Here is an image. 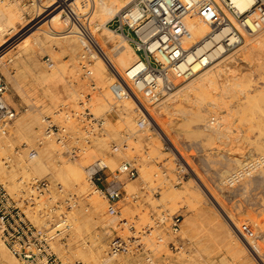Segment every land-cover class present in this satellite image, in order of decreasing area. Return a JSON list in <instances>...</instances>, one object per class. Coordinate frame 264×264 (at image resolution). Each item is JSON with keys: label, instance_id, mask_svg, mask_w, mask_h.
Here are the masks:
<instances>
[{"label": "rangeland", "instance_id": "obj_1", "mask_svg": "<svg viewBox=\"0 0 264 264\" xmlns=\"http://www.w3.org/2000/svg\"><path fill=\"white\" fill-rule=\"evenodd\" d=\"M5 1L13 2V4L18 7H16L17 10L22 9L21 12H19L25 16L26 22H32V24L30 23L31 25L28 26V30L26 28L25 31L14 40L15 42H13L12 45L10 44L7 46L8 48L6 47L3 50L4 52L2 51L0 53V55L10 54L7 56L5 55L3 68L0 67V76L9 84L8 102L18 111V117L22 114L32 112V110H38L39 112L43 111L45 114L42 112V117L44 120H47L45 124L46 130L49 121H54L53 123L60 128L62 126L66 127L63 118L64 113L65 115L70 114L72 117V112L77 113L79 111V115L93 112L96 117L105 120L98 125L96 121H94L93 115L80 119H78V117L72 118L73 121L76 120L78 122L75 128H73L76 132L74 130H67V139L64 140L62 144L60 143V147L56 143L58 154L55 155V164L59 163L58 165H63V160H65L64 162L68 161L70 164H79L80 161H83L87 156L86 153L89 154L93 152L94 146H96L99 139L106 138L108 148L104 151L105 155L99 153L92 154L93 156L89 164H93L96 160L98 161L99 159H105V157L108 158L120 154L122 146L133 140L132 142L135 144L140 141L142 145L139 143V148L132 153V156L127 159L124 158L123 161L135 162L139 166L140 174L142 169L147 168L152 175V182H141L138 193L134 197H130L128 201H122V209L119 216L112 218L106 215V222L111 223V221H113L112 224L114 228L110 229L104 227L101 224V218L100 220H90L87 218L86 222L90 225L88 224L82 232L80 238L82 243H80L84 246L87 245V248L88 246L92 248L95 241H102L106 247L104 257L109 259V245L114 238H129L136 236L139 238L142 237L143 242H147L148 249L153 251V264H264V171L255 175L238 188L227 189L224 185L226 178L239 167L240 163H245L255 159V157L264 155V134H262L264 133V59L262 60V57L258 56L257 53L240 58L238 63H233L231 64L232 66L230 65L232 71L219 74L215 83H209L207 85L205 89L206 93L204 92L203 96L185 89L172 98L168 96L158 104H149L147 100H144V106L154 115L156 121L160 125L166 126L169 130L168 136L170 141L166 138V142L165 140L164 143L162 142L164 145H162V152L155 154L150 145L151 139L160 138L161 141H163V139H161L159 135V130H156L157 125H155V123L150 125L148 119L147 128L149 130L147 128L143 131L138 129V120L142 117L143 113L141 111L142 107H135V112L132 113V121L134 122L136 120L135 123H133L135 129L131 127L128 128L127 126H125L123 131L120 129L122 136L118 140H114L106 135L108 134V122H111V124L117 128L120 126L118 123L122 122V106H120V104L118 106L113 101L112 105L108 107V112L97 114L93 107L92 111L90 110L91 108L88 105L91 102L90 99L93 98L94 102L96 94H98L97 92L93 97L94 92L97 90H93L91 85L93 86L96 84L98 88H100V86L95 80H92V75L89 78L85 76L80 65L79 56L76 57V60L80 65H78L80 68L78 78H80L79 80H81V82L77 80L76 76H69L65 73V77L63 76V78V73L60 72L59 67H61V64L65 65V63L71 62L73 57L66 53H57L55 57L47 52L45 48L42 49V47L36 45V47H33L35 41L33 42L34 39L30 36L31 40L27 48L29 47L28 49L30 50L33 47L30 53L33 51L34 59L28 64L27 58L25 54H23L27 50L20 49L17 46L20 42L25 40L27 36L31 35L30 32L33 33L36 29L35 26L37 23L34 22V20L37 17V12H35L34 9L39 5L40 0ZM47 1L48 0H45V2ZM66 14L68 13L63 14V18L66 17ZM90 16L89 14L87 17ZM87 17H83L86 20L82 21H84L88 27L89 23H87ZM113 18L114 17L110 16L104 18L103 25L110 28L108 24L110 23L113 25ZM43 23H45V21ZM70 26L71 23H69L68 26L66 24L64 26L66 27L64 28L65 31L68 30ZM93 31L94 30H92V32ZM119 39L120 37H118V41ZM101 46L105 47L108 53L112 55L116 54L115 50H112L113 46H105L103 44ZM79 48L78 54L81 55L82 48L81 46ZM233 56L234 54L231 57ZM13 57L14 63L9 64L8 60ZM48 57L54 63V68L52 69H50L46 63V58ZM97 59H99V57ZM55 70L62 74H60L61 78L66 80V82L63 81L64 83H68V85L73 84L75 89H78L79 85L84 80L86 83L88 82V85L83 89H78V96L81 93H86V97H81L82 99L84 98L83 100H79L80 97H77L78 100L69 105H67L68 101L63 99L57 108L50 106L49 111L46 112L44 105L46 104L47 106L49 101L43 93V86H41L43 85V81L41 79H43L44 74H52ZM213 72H215V69ZM189 82L190 80L185 81L175 92ZM198 98H202L204 101L206 100V103L201 106L197 105L200 104ZM40 101L44 102L39 104ZM64 103L66 105H64ZM112 106L116 107L115 111H113ZM31 107H34V109ZM180 107H183V109H180ZM180 110L182 111L180 112ZM198 110L203 112L202 116L204 114V118L201 116L200 118H191L188 120L183 114L190 111L197 112ZM207 110H211L212 114H210L209 111L207 112ZM55 112H58L57 115H62L64 124L55 117ZM80 121L81 123H79ZM14 123L10 124L8 127H11ZM104 123H106V125H104ZM90 124L97 128L95 135L93 133L95 128L92 131ZM126 128L128 130H126ZM80 132H82V136ZM88 132L93 134V138L89 137ZM144 132L149 133L142 135ZM131 133L135 134L133 135ZM46 135L44 138L37 139L34 142V149L37 151L41 150L44 146V140L48 137V135ZM58 137H63V135H57L53 138L58 141ZM168 142H170V144L172 143V148L173 145H175L178 150L182 152L184 159L189 165H187L185 160L179 159L177 155H171L173 153L171 145L168 146ZM255 144L259 145V149H257L258 145ZM115 146L120 148L117 153H113ZM260 148H262V151ZM242 149L244 150L242 151ZM15 151L22 152V148L17 146ZM74 152L78 153V157L73 156ZM254 152L256 155H253ZM14 156V153H12L11 157H13V159ZM168 158H170V161ZM5 161L9 162L7 159ZM89 164L84 165V176L88 184H90L91 189L95 190L88 181L87 168L90 167ZM8 165L11 166L12 163L10 162ZM178 165L186 174V178L181 183H179L178 178ZM118 167L119 166H117V168ZM11 168L12 167H10V169ZM32 178L34 180L36 179L35 177ZM32 178L29 181L23 182L25 188H22V192L28 191V186L33 181ZM199 178L213 196L208 193L209 191L207 192V189H205ZM38 179H47L51 183V194L47 193L44 197H40L39 199H43L44 203H47L46 207L49 205H53L50 206L51 208L56 207L55 205L59 202L56 209L65 216H71L74 211L85 212L83 214L88 215L91 211L90 198L80 194L72 185L66 186L65 182L62 183L63 180H55L52 175H44ZM189 183L192 184V186H188ZM175 187L180 191H185V187H188L192 190L194 195L196 194L197 198H200H198V201L196 200L197 202L193 203L190 201L188 202L187 199H181L177 202L178 206L176 205L177 207L175 206L176 208H173L170 204H166L167 201L164 198L166 194L174 190ZM59 189H63V191L60 192ZM100 195V193L97 194L99 197ZM126 195L127 192L124 194V198ZM51 198L52 201L49 202ZM100 198L105 200L102 195ZM75 201L76 203H74ZM104 202L107 208L106 200ZM128 202L132 206L133 212H135L133 218L131 217L133 216L132 214L131 216L125 215ZM152 202L153 204H151ZM167 206H170L171 209L169 207L167 208ZM145 213L149 214L148 220H139V218L142 219ZM163 215H181L183 224L181 233L178 237L172 234L168 226L164 228L163 226L157 227V220L161 219ZM228 215L238 226H241L244 235L237 232V229L231 223ZM60 220L64 221V223L66 222L64 216L60 218ZM126 221L129 223V225L126 224L127 226L123 225ZM69 223L58 228L59 231L69 227ZM134 226L139 227V230H136ZM112 229L115 230L108 233V231H112ZM151 229H154L156 233L153 232L154 230L152 231L154 234L152 232L150 233L149 230ZM161 237L164 239V242L158 245V239ZM172 241L179 242L178 246L181 245L182 247L178 250H171L169 248V243ZM72 243H74V228L73 230L70 228L67 232L65 240L67 246H65L66 250L64 251L66 257H64V259L71 264H77L78 262L85 264L84 260H81L82 258L80 259V257L74 255L71 248ZM180 254L185 256H181ZM105 258L103 260H105ZM120 258L132 259L134 262L132 264H151L147 261L146 254L122 256Z\"/></svg>", "mask_w": 264, "mask_h": 264}, {"label": "bare ground", "instance_id": "obj_2", "mask_svg": "<svg viewBox=\"0 0 264 264\" xmlns=\"http://www.w3.org/2000/svg\"><path fill=\"white\" fill-rule=\"evenodd\" d=\"M135 1L136 0H48L47 2H45V0L39 1V5L34 9L35 12H37L36 13L37 17L34 20V22L37 23L35 26L36 29L34 30L33 33L30 32L31 35L27 36L25 40L20 42L17 47H19L20 49L27 50L23 54H25L28 64L31 63L34 59L33 51L32 53L30 52H31V49L36 46H40L42 47V49L45 48L47 52L51 53L55 57L57 56L56 55L57 53L58 54L66 53V54H70L73 57L71 62L67 64L65 63V65H62V64L60 65L61 67H59V70L60 72L63 73V75L59 72H56L55 70V72H53L52 74H49V75L48 73L44 74L43 79H41L43 81V83L41 82L43 84L41 85L43 86V90H44L43 93L45 97L48 99L49 104H50V105L48 104L47 106L46 104L45 105L43 104L45 106L44 109H46L45 110L46 112L49 111L50 106L53 108H57L63 99L67 100L68 101L67 105H69L71 103H75L78 100L77 97H80L79 100L84 99V98L82 99L81 97H86V93H81L82 95L79 94L78 96V89H83L86 85H88L87 84L88 82L86 83V81L84 80L79 85L78 89H75L73 84L68 85V83L67 84L64 83L66 82V80H63L60 76L61 74L62 77L63 76L65 77L64 73L68 74L69 76H73V77L76 76L77 80L81 82V80H79L80 78H78V75L80 72L79 70L80 65H79V62H77L76 57L79 56V59H80L81 55L78 54V50L80 49L79 48L80 46L82 48L83 40L78 35L79 34L78 25L72 23L70 28L65 31L64 28L66 27L64 26L66 24L68 26L69 23H68V18L64 17L65 22H66L65 24L64 18H63L64 13H68L69 16L70 15H73L75 17L78 16L82 20H86L83 17L85 16L87 17L89 16V14L91 15L90 17H87V23H89L91 32L92 30H94L92 32L93 37L95 39L94 41L98 43V45L100 46L103 55H100L99 59H96V61L94 62L91 68L92 80H95L100 86V88H98L96 84H94L95 86L91 85L93 90H97L96 92H94L93 97L97 92L98 94H96L94 102H93V98L90 99L91 102L88 105L91 108L90 110L92 111V107H93L94 111L97 114L108 112L109 105H112V102L114 101V96L112 93V86L116 82L117 75L119 74V75L125 76V74L138 62L139 56L135 52L134 48L128 43V40L122 35L116 34V32L113 29L105 27L103 25V20L104 18L108 16L114 17V18L117 17L126 8L130 7ZM234 2L241 11L250 10L254 6L253 0H234ZM16 7L17 6H15L13 2H8V1L6 2L5 0H0V53L7 46H9L10 44L12 45L13 42H15L14 40H16L17 37L21 35L23 31H25L26 28L28 30V26L32 24V22L30 21L29 23L26 22L25 16L22 13H20L22 9L17 10L18 7L17 8ZM210 11L213 12L214 9H210ZM211 12H208L205 15L208 17L209 20L200 11L199 12L196 11L193 15L185 19V25L188 28L191 36L183 39V47L186 51H189V54H188L189 63L192 66L194 76L193 78H191L192 80L190 79V82L188 84L183 86L177 92L170 94V98L174 97L175 95L180 93V91L182 92L185 89L191 92L197 93V95L203 96L207 85L209 83L211 84L215 83L219 74L229 73L230 71H232V67H230V65L233 63H238V60L240 58H243L244 56H247V55L249 56V55H253L257 53L258 56L262 57V60L264 59V26L263 25L261 29L257 30L254 34H249L243 29V27L241 26V23L237 21L236 19H234L228 13L227 15L229 19L231 20V26H228V25L218 26L219 18L216 15H212L211 17ZM44 21L45 23H43ZM236 29H238V31L240 32L242 41L239 40L238 37H236L235 35ZM30 36L33 37L34 39L33 42L34 41L35 42H34L33 47L29 50L28 49L29 47L27 48V45L30 43V40H31ZM118 37H120L119 41H118ZM226 42L234 46L237 42H239L240 44L238 46L239 48L234 53L232 52L234 54L233 57H231L233 54L229 53V49L227 48L228 44H226ZM102 44L105 46L106 45L113 46L112 50H115L116 56L108 53L106 48L101 46ZM5 55L7 56L10 54L8 53V54L0 55V67L1 68H3L2 66L5 63L4 62ZM8 63L9 64L14 63V57L10 58L8 60ZM214 69H215V72H213ZM183 83H185V81L182 82L181 84L183 85ZM137 95L144 108H141L142 106L140 105L139 107L137 106L138 103L136 102V99L125 101L122 103V105L120 104V106H122V122H119V121H118L119 123L117 122L118 125H120V126L117 125L118 128L113 126L111 122H108V127H107L108 134L106 135L114 140H118L122 136L120 129L123 131L125 126H127L128 128L131 127L132 129H135L133 123H135L136 120L134 122L132 121V113L135 112L134 111L135 107H138V108H141V111L145 114L146 118L150 121V125L154 123L155 125H157L156 130H159L158 131L159 135L161 139H163V141H161L160 138H155V139L152 138L151 141L150 140L149 141L151 142L150 145L152 147L153 153L155 154L160 153L162 152L161 149L163 150L162 147L164 146L162 142L164 143V140L166 142V138L167 140H169V136H168L169 130L166 126L160 125L156 121V118L154 117V115L144 106V100L145 101L147 100L149 104L154 103L152 99L153 98L152 94L149 91H145L142 93H137ZM205 101L202 98H198V102L200 104H197V105L199 106L204 105V103H206ZM42 102L40 101L39 104ZM64 105L66 104L64 103ZM117 105L119 106V104ZM40 107H43V106H40ZM31 108L34 109V107H31ZM180 109H183V107H180ZM201 110H198L197 112L190 111L187 113H183V112L182 113L189 120L191 118H200L203 113ZM37 111L38 110H32V112L30 113L20 115L15 120L14 125H12L11 127H8L9 125L6 127H0V180L8 187L9 191L15 195L21 194L22 188H25V186L23 185V182L29 181L32 177H35L36 179H38L44 175L46 176L52 175L55 178V180H60V181L63 180L62 183L65 182L66 186L72 185L73 188H76V190L80 192V194L86 195L88 198H90V210H91L88 215L83 214L85 212L82 213L80 211H74L71 214V216L70 215L64 216V219L66 218V222L64 224H61V226L58 227L60 228L64 226L65 224L67 225V223L70 222L69 227L72 228V230L74 228V243L71 244V248H72V251L74 252V255L75 256L77 255V257H80V259L82 258L81 260H84L85 264H132L134 263L132 259H123L120 257L106 259L104 257L106 247L104 246L102 241H98V242L95 241V244L93 246L91 245L92 248L90 246H88L87 248V245L84 246L83 244H81L82 242L80 241L82 232L84 231L85 227H87V225L89 224V223L87 224L86 222L87 218H89L90 220L91 219L100 220L101 218L102 220L101 224L104 227L110 228V229L114 228V225L112 224L113 221H111V223L106 222V219L108 217V211L106 208V203L104 202L105 200H102L103 198L102 199L100 198L101 195L100 197L97 196L99 192L91 189L90 184H88V182L86 181V177L84 176L85 172L83 170L85 167L84 165L89 164L93 156L92 154L99 153V154L105 155L104 151L108 148L107 139L106 138L99 139L96 143V146H94L93 152L89 154L86 153L87 156L83 159V161H80L79 164H76V163L70 164L68 163V161L64 162L65 160H63V165H58L59 164L58 162H57L58 164H55V155L58 154V148H57L56 143L60 147V141H56L52 136H48L46 137V140H44V143H43L44 146L41 148L40 151H37L36 149H34V142L37 139L44 138L45 135L47 134L45 133V130H46L45 124L47 120H44V118L42 117V114L44 112L42 111L43 112L42 113V112H39V111L37 112ZM181 111L182 110H180V112ZM208 111L210 114H212L211 110H207V112ZM58 112H55L54 115L55 117L58 118V120L61 121L62 124H64V121L62 120V115L60 114L57 115ZM64 115H63V118L65 120L66 127H63V126L62 127L64 129V132L68 133L67 130H70V131L74 130L73 128H75L78 122L76 120L73 121L74 118L71 117L70 114L65 115V116ZM91 115H93L94 119L97 121H99L100 119L101 121L104 120L103 118L96 117L93 112H91ZM202 117L204 118V114ZM79 123H81V121ZM106 123H104V125H106ZM96 129L97 128L94 129V132H93L94 135L97 132ZM126 130L128 129L126 128ZM149 132H144V134L142 135H146V133H149ZM81 133L82 132H80V134ZM89 133H90L89 137L93 138L92 136L93 134H91V132ZM132 141L122 146V151L120 152V154L113 156V157H108V158L105 157V162L112 171L116 170L117 166H120L124 158L127 159L130 156H132V153L135 152V150L139 148L138 144L140 143V141L137 142V144H135ZM61 144H62V141H61ZM140 145L142 144L140 143ZM170 145H171V149L173 153L171 155L174 156L175 154L177 155V157H179V159L185 160L182 155V152H180V150H178V148L175 145H173V148H172V143L170 144V142H168V146ZM255 145H258V144H255ZM17 146L22 148V152L15 151ZM258 147L259 145L257 146V149H259ZM261 149L262 148H260V150ZM34 150L37 151V155L35 156V158L31 156V151H34ZM243 150L244 149H242V151ZM12 153H14L15 155L14 159L13 157H11ZM254 154L255 152L253 153V155ZM173 156H172V159H173ZM6 159L9 160V162H6L5 161ZM168 159L170 161V158ZM10 162L12 163L11 166L8 165V163ZM247 164L249 163L248 162L240 163L237 169L239 168L242 169L246 167ZM89 165L91 166L92 164H89ZM187 165L189 164L187 163ZM10 167L12 168L10 169ZM263 171L264 169L261 172ZM32 180L34 179L32 178ZM151 180H152V175L150 171L147 168L142 169L140 177L127 185L126 187L127 195L123 201H128L130 197H134L138 193V189L140 187L141 182L149 183ZM190 183L188 184V186H192V184ZM203 185L205 189H207V192L209 191L208 193L211 196H213V194L210 193V190H208V188L206 187L204 183ZM41 197H44V195H42ZM198 198L196 197V194L194 195L192 193V190L188 187H185V191H180L179 189L175 187L174 190L166 194L164 199H166L167 201L166 204L168 203L171 205V207L173 206V208H176L178 206L177 202L180 201L181 199H187L188 202L190 201L193 203V202H197ZM153 202L151 204H153ZM37 204L39 205L37 207V212L40 211L41 216L37 214L36 216H33V220L38 225L45 224L46 220H55V222L58 220L60 221V218L62 215L60 211H58L57 209L50 210L51 207H48V206L46 207L47 203H44L43 199L39 200ZM127 205L128 206L125 209L126 210L125 215L131 216V214L132 215L135 214L129 202L127 203ZM168 207L171 209L170 206H167V208ZM145 211H148V210H145ZM148 215H149L148 213L147 214L145 213L142 219L139 218V216L138 218L139 220L146 221L148 220ZM131 217L133 218L134 215ZM228 218L231 220V223L233 224V226H235V228L237 229V232L241 233V235H244V232L242 231L241 226L240 225L238 226V224L229 215H228ZM123 225H126V224H123ZM127 225H129V223H127ZM136 226H134V228ZM184 226H185V221H184ZM135 229L139 230V227H136ZM113 230L115 229H112V231L111 230L108 231V233L113 232ZM56 231H59V229ZM153 232L156 233L155 230ZM56 249H57V252H59L61 256L66 257V254L64 252L66 248L64 246L58 245L56 246ZM180 255L185 256L182 254ZM104 258L105 260H103ZM0 264H21L11 254L9 249L4 245V243L1 240H0Z\"/></svg>", "mask_w": 264, "mask_h": 264}, {"label": "built area", "instance_id": "obj_3", "mask_svg": "<svg viewBox=\"0 0 264 264\" xmlns=\"http://www.w3.org/2000/svg\"><path fill=\"white\" fill-rule=\"evenodd\" d=\"M253 2L252 9L241 11L234 0H136L114 18L113 25L108 24L116 34L128 40L139 56L138 62L125 76L117 75L116 82L112 86L115 103L122 104L125 101L136 99L137 106L144 108L137 93L145 91L152 94L154 104L161 103L163 99L174 93L182 82L194 76L189 63V51L183 47V39L191 36L185 25V19L196 11H200L205 16L211 12L210 9H214L211 17L212 15L218 16V26H231L228 13L241 23L247 33L254 34L261 29L262 25L264 26V0H253ZM205 17L208 19L207 16ZM66 18H68V23L79 27L78 35L83 40L80 65L85 76L89 78L92 65L100 55H103L102 50L94 41L90 27H87L81 18L68 14ZM235 35L242 41L238 29ZM226 44H228L229 53L236 51L240 45L239 42L235 46L227 42ZM46 63L50 69L54 68V63L49 57L46 58ZM8 96L9 84L0 76V127L14 123L18 117V111L8 102ZM115 109L116 107L113 111ZM72 117H78V119L91 117V113L79 115V113L72 112ZM94 121L98 125L102 122L101 120ZM91 125L90 128L92 127L93 131L94 127ZM147 126V118L142 113V117L138 120V129L143 131ZM46 133L52 137L63 135V137H58L60 143L67 139L64 129L52 121H49ZM119 150L120 148L115 146L113 153ZM36 155V150L31 151L33 158ZM73 156L78 157V153L74 152ZM248 163L246 167L235 170L226 178L224 185L227 189L238 188L261 173L264 169V155L255 157ZM87 175L93 188L106 200L108 215L115 218L121 214V203L127 192V185L139 178L140 169L135 162L123 161L116 170L112 171L105 159H99L87 168ZM178 178L179 183L186 178L181 168L178 169ZM59 191L62 192L63 189ZM51 192V183L47 179L33 180L28 186V191H23L20 195L12 194L8 187L0 181V240L21 264H71L56 249L58 245L66 246L65 240L70 227L56 231L64 223L62 219L56 222L46 220L42 225H38L33 220V216L41 214L40 211L37 212L40 197L47 193L51 194ZM49 200L51 202L52 198ZM58 205L59 202L55 206L58 207ZM50 206L53 205L48 207ZM56 207L50 210H55ZM63 216L65 215L62 214L61 218ZM157 221V227L168 226L174 236L178 237L180 234L183 224L181 215H163ZM127 223L128 221L125 222ZM153 230H149L150 233ZM163 242L162 237L158 239V245ZM178 244L179 242L172 241L169 243V248L178 250L182 247ZM140 254H146L147 261L154 263L153 251L148 249L142 237H116L110 242L108 251L110 258Z\"/></svg>", "mask_w": 264, "mask_h": 264}]
</instances>
